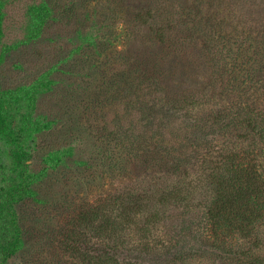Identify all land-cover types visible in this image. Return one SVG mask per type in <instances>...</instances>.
Here are the masks:
<instances>
[{"label":"rangeland","instance_id":"1","mask_svg":"<svg viewBox=\"0 0 264 264\" xmlns=\"http://www.w3.org/2000/svg\"><path fill=\"white\" fill-rule=\"evenodd\" d=\"M9 2L0 87L20 95L10 116L31 101L36 80L46 76L53 87L33 96L34 116L50 130L34 132L26 143L28 164L40 178L34 198L17 206L24 248L0 264H83L67 249L74 236L79 250L96 245L79 214L94 206L123 212L128 189L147 199L145 192L180 187L177 203L193 213L210 200L222 165L229 169L247 154L264 181L261 140L246 123L247 115L264 111V0H47L55 19L39 39L31 37L29 14L40 0ZM96 36L97 51L88 45ZM132 80L137 85L122 90ZM232 86H243L245 101L233 103ZM152 122L153 132L144 126ZM166 135L177 140L169 155L151 145L141 156L138 147ZM186 153L184 164H173ZM9 155L0 141V186L13 176ZM187 210L183 217L192 221ZM194 225L189 221L179 243L182 264H241L234 254L255 248L264 256V226L256 239H228L233 256H226L215 238L194 237Z\"/></svg>","mask_w":264,"mask_h":264},{"label":"trees","instance_id":"2","mask_svg":"<svg viewBox=\"0 0 264 264\" xmlns=\"http://www.w3.org/2000/svg\"><path fill=\"white\" fill-rule=\"evenodd\" d=\"M9 4V0H0V48L5 38L4 23L6 8ZM36 4L30 9L29 15L31 17L32 32H35L34 35L32 33L31 37L39 39L43 28L48 22L55 19V11L47 0H40ZM233 25H237L234 20ZM234 31L233 40L236 41L241 36L235 34V29ZM262 38V35H260L258 41ZM96 40L97 36L95 39L93 37L88 38V45L92 46L95 51H97ZM233 45H236V43ZM240 45L242 46V43ZM16 47L17 45L10 47L8 50ZM80 50L81 46L77 48V51ZM259 53H262V51L260 50ZM1 63L2 61H0V65ZM145 77L151 80H146L150 86L153 80L147 75ZM153 79H156L155 75H153ZM38 81H46V83L42 85ZM133 84L137 85L135 80L127 81L122 86V90H131ZM138 84L141 86V81ZM42 87L52 90V82L46 76L35 81L31 101L26 102L23 111L17 116L15 113V116H10L8 109L9 111L14 110L13 105L20 102V95L17 92L19 89L4 90L0 87V141L5 142L10 147L8 172L13 175L8 182L4 179V185L0 186L1 261H7L16 256L25 244L24 233L19 224L17 206L25 200L34 198L35 179L40 178V175L33 174L30 169L28 164L30 156L26 149V143L34 132H41L47 128V130H50L49 123L41 122L34 116L35 107L33 104L35 100L33 96ZM241 87L242 89L239 86L231 87L233 88V98H235L233 103L246 100V90L243 89V86ZM137 90L142 92V89L138 86L136 87ZM171 110L177 113L184 111L178 106H174ZM158 118H154L153 121ZM176 119L177 117L173 119V124H175L174 120ZM246 123L252 125L253 132L261 140L260 145H262V152L264 153V111L261 110L247 115ZM194 124L198 128V124L196 122ZM153 125H156V123L152 122L151 125L144 126L147 130L153 132ZM176 142L175 138L166 135L163 136L162 141L151 139V142L145 148L138 147V149L143 157L147 154V147L152 148L151 145H157V149L162 155H169L172 146L177 144ZM123 145L127 147V149L124 147L127 151L129 144ZM111 152L112 154L115 153V151ZM190 156L188 153L182 157L176 156L173 164H184L186 158L189 159ZM247 156L249 154L239 158L236 163H231L229 169L224 164L227 160L220 161V165L224 164L222 165L223 170L214 183L211 182L214 187L212 185L213 190L210 200L198 207V210L196 209L193 213L191 207H183L181 203H177L183 200L180 187L164 189L162 192L160 188L154 192H145L147 199L142 194L136 195V191L133 192L132 189H128L125 198L121 202L129 205V208H125L121 213L116 211L115 214V210L110 208L102 210L99 206L85 209L84 212L79 214V218L81 221L86 222L87 226L92 227L93 239H95L96 245L85 250H79L75 246L76 237L74 236V238H69L70 243L67 249L72 250L74 260H78L83 264H182L185 255L182 254L185 250L183 248L179 249V243L185 239L186 235L183 231L190 221L191 224L196 223L194 228L197 229L193 232V234H196L193 235L194 237L200 240L205 238L206 241H213L215 238L218 240L217 250L226 256H233V251L225 249L228 239L235 236L248 241L256 239L258 228L264 226V181H261L258 176L260 170H257V168L254 171L250 169L251 161ZM109 159H111L110 163L116 160L114 157H109ZM160 160L162 162L163 159ZM259 166L256 167L259 168ZM179 196H181V200L176 201ZM135 200L140 201V204L137 205ZM183 210H187V214L192 215V221L183 217ZM106 211L108 215L104 214ZM96 220V224H93ZM207 234L208 236H206ZM234 255L240 260L241 264H264V256L259 253L257 248L251 251H237V254Z\"/></svg>","mask_w":264,"mask_h":264}]
</instances>
